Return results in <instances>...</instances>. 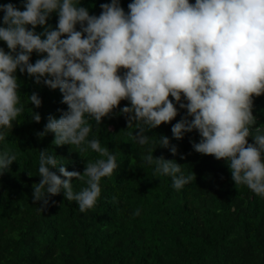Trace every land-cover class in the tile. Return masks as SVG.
<instances>
[{
  "label": "clouds",
  "instance_id": "9594fccd",
  "mask_svg": "<svg viewBox=\"0 0 264 264\" xmlns=\"http://www.w3.org/2000/svg\"><path fill=\"white\" fill-rule=\"evenodd\" d=\"M100 8L96 16L76 0H24L22 11L0 4V41L8 49L0 48V129H12L24 111L14 75L19 69L34 83L59 89L67 106L59 118L49 115L37 135L52 133L56 146L90 148L106 157L87 162L80 173L41 150L40 180L32 191L39 210L61 189L81 213L95 206L101 179L118 164L98 139H86L89 119L100 125L122 100L128 106L120 114L127 128L138 129L133 138L141 145L149 143L147 131L175 119L178 105L186 114L172 125V137L180 140L195 130L200 137L192 144L195 152L225 160L235 185L264 198V128L253 127L252 112L253 97L264 95V0H132L127 12L119 0H110ZM52 13L58 16L55 29L46 23ZM33 52L42 58L30 63ZM28 101L41 106L35 92ZM32 119L39 123L41 117L34 113ZM6 135L0 131V141ZM159 146L177 154L166 136L159 137ZM154 149L140 158L155 165V173L171 177L176 190L192 181L174 160L154 157ZM16 159L10 150L0 152V173ZM73 179L87 186L74 192Z\"/></svg>",
  "mask_w": 264,
  "mask_h": 264
},
{
  "label": "trees",
  "instance_id": "16d2710c",
  "mask_svg": "<svg viewBox=\"0 0 264 264\" xmlns=\"http://www.w3.org/2000/svg\"><path fill=\"white\" fill-rule=\"evenodd\" d=\"M76 2L98 16L100 5L110 0ZM119 2L127 12L132 0ZM7 3L24 10V0H0V4ZM2 16L0 12V20ZM57 20L52 13L46 23L55 29ZM42 31L39 25L35 28L37 34ZM0 48L8 51L3 41ZM40 58L33 52L30 63ZM14 75L24 111L12 129H0L7 133L0 141V152L7 149L17 157L0 173V264H264V198L244 185H235L225 160L195 152L192 144L200 139L195 130L180 140L172 137V125L186 114L178 105L174 120L146 132L150 140L144 145L133 138L138 129L127 128L120 114L128 106L126 100L103 117L100 125L89 119L92 131L86 139H98L116 156L118 167L101 179V194L92 209L81 213L61 189L49 196L47 207L40 211L41 202L33 203L32 191L40 180L41 150L55 155L68 171L80 173L87 162L106 157L90 148L80 152L75 145L56 146L52 133L38 136L47 117L59 118L67 106L61 103L59 89L36 84L19 69ZM33 92L41 99L39 108L28 101ZM252 112L253 127L264 128V95L253 97ZM34 113L40 115L39 123L32 119ZM161 135L177 148L175 156L159 146ZM248 142H253L251 136ZM150 149L154 157L180 164L181 172L192 175V181L180 190L173 188L171 177L155 173V165L140 158ZM72 184L74 192L87 186L79 179ZM137 209L140 214L134 215Z\"/></svg>",
  "mask_w": 264,
  "mask_h": 264
}]
</instances>
